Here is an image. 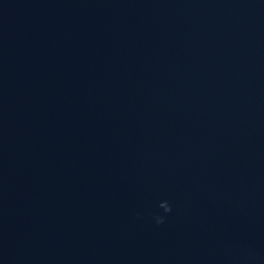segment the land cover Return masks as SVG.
<instances>
[{
	"label": "water",
	"instance_id": "water-1",
	"mask_svg": "<svg viewBox=\"0 0 264 264\" xmlns=\"http://www.w3.org/2000/svg\"><path fill=\"white\" fill-rule=\"evenodd\" d=\"M0 264H264V0H0Z\"/></svg>",
	"mask_w": 264,
	"mask_h": 264
},
{
	"label": "clouds",
	"instance_id": "clouds-1",
	"mask_svg": "<svg viewBox=\"0 0 264 264\" xmlns=\"http://www.w3.org/2000/svg\"><path fill=\"white\" fill-rule=\"evenodd\" d=\"M160 207L164 209L165 213H170L172 211V207L167 201L162 202ZM154 219L157 224H163L165 223L166 216L157 214L155 215Z\"/></svg>",
	"mask_w": 264,
	"mask_h": 264
}]
</instances>
